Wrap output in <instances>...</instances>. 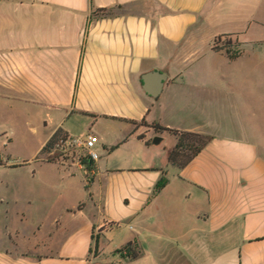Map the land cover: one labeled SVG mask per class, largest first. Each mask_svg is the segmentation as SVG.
Here are the masks:
<instances>
[{
	"label": "crops",
	"instance_id": "crops-1",
	"mask_svg": "<svg viewBox=\"0 0 264 264\" xmlns=\"http://www.w3.org/2000/svg\"><path fill=\"white\" fill-rule=\"evenodd\" d=\"M256 28L264 30V0H0V132L41 134L37 155L58 129L66 140L93 135L98 154L83 165L89 176L73 157L45 162L62 171L61 185L83 181L82 200L61 213L76 218L91 205L98 218L74 230L56 219L48 243L29 251L6 233L0 264H100L91 252L137 219L149 252L115 264H264V161L243 132L240 140L223 129L228 85L213 81L219 59L244 53L229 61L211 49L218 35L250 46ZM151 72L166 77L157 98L142 89ZM141 121L211 140L179 169L168 162L176 138L129 123ZM55 151L63 154L45 158ZM162 172L167 184L154 193ZM128 242L139 251L138 236Z\"/></svg>",
	"mask_w": 264,
	"mask_h": 264
},
{
	"label": "rangeland",
	"instance_id": "rangeland-1",
	"mask_svg": "<svg viewBox=\"0 0 264 264\" xmlns=\"http://www.w3.org/2000/svg\"><path fill=\"white\" fill-rule=\"evenodd\" d=\"M229 40L234 44V50L244 54L235 63L219 59L220 70L213 74V81L228 85L230 95L228 104L231 118L222 123L223 129L238 133L240 140L243 139V132L254 146L255 155L264 161V30L252 29L246 35V41L252 43L250 46H241V42L233 36ZM41 141V134L30 135L20 126L6 134L0 132V248L7 243L4 237L6 233L15 237L14 242L21 251H29L34 245L48 243L46 236L56 219L74 230L86 225L88 217L90 220L98 218L91 205L85 215L76 218L61 213L63 207L82 200L84 191L80 185L83 181L78 174L70 185H61L62 171L39 162L45 156L35 159ZM165 142L168 143L169 138ZM86 199L85 196L84 202ZM170 216L165 211L162 217V229L166 236L173 229ZM141 225L140 219L120 223L106 235L101 251L91 252L90 257H97L96 261H100V264H115L116 260L121 259L115 254L116 250L138 236L139 256L136 259L141 261L143 257L146 258L149 251H146L148 247H144L141 240ZM53 244L59 245V238L56 237ZM161 252L166 258L172 250L164 246Z\"/></svg>",
	"mask_w": 264,
	"mask_h": 264
},
{
	"label": "trees",
	"instance_id": "trees-1",
	"mask_svg": "<svg viewBox=\"0 0 264 264\" xmlns=\"http://www.w3.org/2000/svg\"><path fill=\"white\" fill-rule=\"evenodd\" d=\"M120 7H118L119 9ZM94 15L101 16V17H108L112 15L111 9H98L95 10ZM231 35H218L214 38L212 42L211 49L214 52L222 53L229 61L236 60L240 57L241 52L234 50V44L229 40ZM132 125H139V126H147L152 128L155 132H167L168 134L174 136L176 138L175 146L170 150L168 154V162L172 166L176 168H183L188 163L191 162L192 159L196 157V155L210 142L211 138L207 136H203L200 134L189 133V132H180L176 130H169L160 127L157 124L148 125L146 122L141 121L139 123L136 122H129ZM139 139H142L141 136H138ZM67 139V134L58 129L45 143L42 149L39 151L38 158L46 156L50 154L55 148V146L60 143L64 142ZM149 144V142H146ZM68 159L67 156L55 151V153L51 157L41 159L42 162L51 163L54 162L55 159ZM83 165H87L89 167L88 162L81 160ZM167 184V179L165 177V173L162 172L160 179L158 180L157 184L154 187V193L160 192ZM98 245V237L95 241V249H97ZM115 254H117L123 260H135L139 256V251L137 250L136 246L132 242L126 243L122 248L116 250Z\"/></svg>",
	"mask_w": 264,
	"mask_h": 264
},
{
	"label": "built area",
	"instance_id": "built-area-1",
	"mask_svg": "<svg viewBox=\"0 0 264 264\" xmlns=\"http://www.w3.org/2000/svg\"><path fill=\"white\" fill-rule=\"evenodd\" d=\"M97 139L93 135H87L82 138H70L64 142L58 143L55 148L59 149L63 155L73 157L79 169L84 171L86 176L93 175V169L83 166L81 160L88 163H93L98 159V154L95 152Z\"/></svg>",
	"mask_w": 264,
	"mask_h": 264
},
{
	"label": "water",
	"instance_id": "water-1",
	"mask_svg": "<svg viewBox=\"0 0 264 264\" xmlns=\"http://www.w3.org/2000/svg\"><path fill=\"white\" fill-rule=\"evenodd\" d=\"M165 75L159 72L146 73L142 76V89L151 98H157L162 91ZM161 142L159 137H155L151 143L158 145Z\"/></svg>",
	"mask_w": 264,
	"mask_h": 264
}]
</instances>
